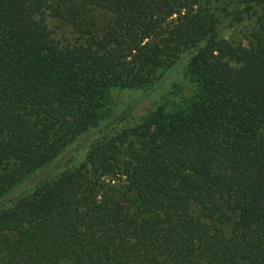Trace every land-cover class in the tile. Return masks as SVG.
<instances>
[{
    "label": "trees",
    "instance_id": "16d2710c",
    "mask_svg": "<svg viewBox=\"0 0 264 264\" xmlns=\"http://www.w3.org/2000/svg\"><path fill=\"white\" fill-rule=\"evenodd\" d=\"M230 2L251 19L238 39ZM185 51L186 106L1 208L0 264H264V0H0V197L97 126L106 90Z\"/></svg>",
    "mask_w": 264,
    "mask_h": 264
},
{
    "label": "rangeland",
    "instance_id": "374dc122",
    "mask_svg": "<svg viewBox=\"0 0 264 264\" xmlns=\"http://www.w3.org/2000/svg\"><path fill=\"white\" fill-rule=\"evenodd\" d=\"M221 9V7H220ZM224 9V10H223ZM220 10L219 31L224 37L240 38L251 24V19L237 20L240 6L235 2ZM53 37L60 43L72 40L74 34L52 18H47ZM193 51L181 53L173 65L162 71L144 88H111L106 90L101 118L97 126L90 128L69 143L59 157L47 167L26 178L10 195L0 197V209L7 207L15 198L26 194L35 185L57 177L61 172L72 169L85 156L89 145L102 136L112 135L122 129L131 128L157 109L171 112L183 109L190 96L191 86L187 79L186 66Z\"/></svg>",
    "mask_w": 264,
    "mask_h": 264
}]
</instances>
